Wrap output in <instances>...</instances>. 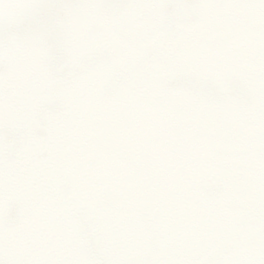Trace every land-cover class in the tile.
Segmentation results:
<instances>
[{"label": "snow or ice", "instance_id": "obj_1", "mask_svg": "<svg viewBox=\"0 0 264 264\" xmlns=\"http://www.w3.org/2000/svg\"><path fill=\"white\" fill-rule=\"evenodd\" d=\"M0 264H264V0H0Z\"/></svg>", "mask_w": 264, "mask_h": 264}]
</instances>
